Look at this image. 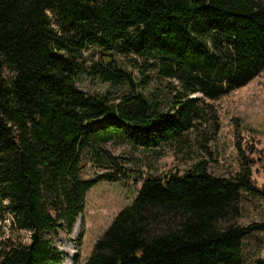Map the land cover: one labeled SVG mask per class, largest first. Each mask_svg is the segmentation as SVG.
I'll return each mask as SVG.
<instances>
[{
    "label": "trees",
    "instance_id": "16d2710c",
    "mask_svg": "<svg viewBox=\"0 0 264 264\" xmlns=\"http://www.w3.org/2000/svg\"><path fill=\"white\" fill-rule=\"evenodd\" d=\"M129 56L142 86L177 83L169 109L136 92L118 63ZM262 72L264 0H0V223L7 213L12 231L31 234L23 245L0 226V264L64 263L45 234L70 235L85 213L97 184L81 178L86 151L116 140L154 150L216 130L207 101ZM86 74L135 93L109 104L79 88ZM243 193L264 197L248 168L146 178L85 264H243V240L264 233L233 224Z\"/></svg>",
    "mask_w": 264,
    "mask_h": 264
},
{
    "label": "rangeland",
    "instance_id": "374dc122",
    "mask_svg": "<svg viewBox=\"0 0 264 264\" xmlns=\"http://www.w3.org/2000/svg\"><path fill=\"white\" fill-rule=\"evenodd\" d=\"M97 60L96 54L87 56L88 71ZM134 61L132 56L118 59L122 71L130 75L136 92L145 94L148 99L154 98L153 102H160L161 109H169L174 96L170 95V90L177 87V83L162 80L161 83L142 86V74L134 68ZM138 63L142 62L138 60ZM79 88L109 104H118L135 93L129 83L112 85L90 74L80 80ZM207 102L217 117L216 130L211 124H203L181 139L154 150L116 140L82 155V180L97 182L86 194L85 213L70 235L63 232L45 234L53 247L64 254L65 261L68 255L62 249L68 244L76 252L72 264L86 263L96 242L113 220L132 205L146 178L171 171L182 175L200 163L206 164L207 172L217 178L229 179L248 168L253 188L264 194V72L245 87ZM239 212L234 225L242 228L263 225L264 197L243 193ZM0 224L7 238L29 245L31 234L12 231L10 215L5 213ZM61 239L66 242L60 244ZM242 260L243 264L264 260V233L255 231L243 240Z\"/></svg>",
    "mask_w": 264,
    "mask_h": 264
},
{
    "label": "bare ground",
    "instance_id": "6f19581e",
    "mask_svg": "<svg viewBox=\"0 0 264 264\" xmlns=\"http://www.w3.org/2000/svg\"><path fill=\"white\" fill-rule=\"evenodd\" d=\"M75 232L77 233L78 229H76ZM65 242L66 241L64 239H61L59 243L63 244ZM62 250H63V252H65L68 255L67 260L63 264H72L74 255L76 254L74 249L70 245L67 244Z\"/></svg>",
    "mask_w": 264,
    "mask_h": 264
},
{
    "label": "water",
    "instance_id": "95a60500",
    "mask_svg": "<svg viewBox=\"0 0 264 264\" xmlns=\"http://www.w3.org/2000/svg\"><path fill=\"white\" fill-rule=\"evenodd\" d=\"M76 225H79V222Z\"/></svg>",
    "mask_w": 264,
    "mask_h": 264
}]
</instances>
